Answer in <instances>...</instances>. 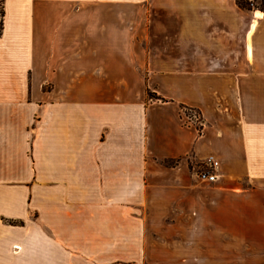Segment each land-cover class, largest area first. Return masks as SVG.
I'll return each mask as SVG.
<instances>
[{
	"label": "crops",
	"instance_id": "crops-1",
	"mask_svg": "<svg viewBox=\"0 0 264 264\" xmlns=\"http://www.w3.org/2000/svg\"><path fill=\"white\" fill-rule=\"evenodd\" d=\"M3 9L0 264H264V9Z\"/></svg>",
	"mask_w": 264,
	"mask_h": 264
},
{
	"label": "built area",
	"instance_id": "built-area-1",
	"mask_svg": "<svg viewBox=\"0 0 264 264\" xmlns=\"http://www.w3.org/2000/svg\"><path fill=\"white\" fill-rule=\"evenodd\" d=\"M251 1V0H250ZM180 118L185 126L194 127L198 132L202 128L203 121L200 113L193 108H181ZM203 169L197 172L199 179L206 180L208 182H214L216 180V167L217 162L212 159H206L203 162Z\"/></svg>",
	"mask_w": 264,
	"mask_h": 264
},
{
	"label": "trees",
	"instance_id": "trees-1",
	"mask_svg": "<svg viewBox=\"0 0 264 264\" xmlns=\"http://www.w3.org/2000/svg\"><path fill=\"white\" fill-rule=\"evenodd\" d=\"M252 1V0H251ZM250 0H235V3L238 7L246 10H253V9H258V10H263L264 9V0H258V5L252 4ZM3 2L4 0H0V36L3 31V21H4V9H3ZM152 93L148 92L147 95L151 96ZM154 99H158L163 101V99L158 98V97H153ZM181 108H187L184 106H181ZM166 166H172L177 163L176 160H170V161H164L163 162Z\"/></svg>",
	"mask_w": 264,
	"mask_h": 264
},
{
	"label": "rangeland",
	"instance_id": "rangeland-1",
	"mask_svg": "<svg viewBox=\"0 0 264 264\" xmlns=\"http://www.w3.org/2000/svg\"><path fill=\"white\" fill-rule=\"evenodd\" d=\"M252 2V4H254V5H258V0H252L251 1ZM148 93V92H147ZM146 97H147V99L148 100H156V99H154L153 97V95L151 94V96H149V95H146ZM187 108H189V107H187ZM206 161V160H205ZM199 170H202L204 167H203V165L202 166H199ZM204 182V181H203ZM206 183H208V182H206ZM210 183V182H209Z\"/></svg>",
	"mask_w": 264,
	"mask_h": 264
}]
</instances>
